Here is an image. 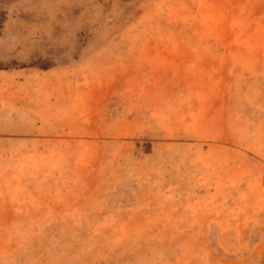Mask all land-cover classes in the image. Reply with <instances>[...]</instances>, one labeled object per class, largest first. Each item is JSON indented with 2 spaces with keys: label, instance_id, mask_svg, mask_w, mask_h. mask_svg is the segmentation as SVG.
<instances>
[{
  "label": "rangeland",
  "instance_id": "obj_1",
  "mask_svg": "<svg viewBox=\"0 0 264 264\" xmlns=\"http://www.w3.org/2000/svg\"><path fill=\"white\" fill-rule=\"evenodd\" d=\"M0 12V264H264V0Z\"/></svg>",
  "mask_w": 264,
  "mask_h": 264
},
{
  "label": "trees",
  "instance_id": "obj_2",
  "mask_svg": "<svg viewBox=\"0 0 264 264\" xmlns=\"http://www.w3.org/2000/svg\"><path fill=\"white\" fill-rule=\"evenodd\" d=\"M5 21H6V19L4 17V13L0 12V35H1V32H2V30L4 28ZM22 68H23V66H22ZM48 68H50V66H42V69H44V70H46ZM5 69L6 68H3L2 65L0 64V70H5Z\"/></svg>",
  "mask_w": 264,
  "mask_h": 264
}]
</instances>
